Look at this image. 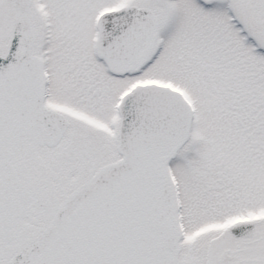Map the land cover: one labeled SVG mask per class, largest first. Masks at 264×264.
Masks as SVG:
<instances>
[{"label":"snow or ice","instance_id":"6c2138e0","mask_svg":"<svg viewBox=\"0 0 264 264\" xmlns=\"http://www.w3.org/2000/svg\"><path fill=\"white\" fill-rule=\"evenodd\" d=\"M0 264H264V0H0Z\"/></svg>","mask_w":264,"mask_h":264}]
</instances>
